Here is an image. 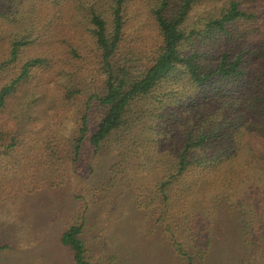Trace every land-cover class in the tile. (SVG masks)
Masks as SVG:
<instances>
[{
	"label": "rangeland",
	"instance_id": "1",
	"mask_svg": "<svg viewBox=\"0 0 264 264\" xmlns=\"http://www.w3.org/2000/svg\"><path fill=\"white\" fill-rule=\"evenodd\" d=\"M218 1L201 0L197 7L212 10ZM132 11L122 56L146 60L157 42L155 23L145 6ZM84 13L79 0H0V63L13 38H33L0 69V88L27 59L45 58L0 108V264H74L59 237L82 220L81 237L95 264H186L176 244L192 264H264V220L257 218L264 214V174L242 168L239 179L233 173L227 181L218 166L210 185L196 184L199 170L193 169L188 181L166 190L167 201L160 194L186 109L201 102L216 108L232 93L264 85V75L257 76L264 64V16L230 25L231 38L218 34L185 50L213 62L243 29L247 69L256 70L202 86L169 77L140 99L143 123L112 134L95 151L85 141L74 160L70 144L79 117L90 94L102 91Z\"/></svg>",
	"mask_w": 264,
	"mask_h": 264
},
{
	"label": "trees",
	"instance_id": "2",
	"mask_svg": "<svg viewBox=\"0 0 264 264\" xmlns=\"http://www.w3.org/2000/svg\"><path fill=\"white\" fill-rule=\"evenodd\" d=\"M199 1L142 0L135 3L133 0H79L84 5L85 28L94 45L98 62L96 74H99L102 91L90 94L79 117L70 144L74 160L79 158L85 141L95 151L112 134L126 132L143 123L140 99L152 93L169 77L182 75L193 86H202L226 78L235 80L246 77L257 69H247L250 55L244 45L246 30L243 29L235 31L238 41L233 40L232 44L227 45L213 62H204L199 50H185L197 41L218 34L231 38L233 32L230 25L246 24L264 16V0H219L208 11L201 10L202 5L197 7ZM140 5L146 7L157 32V42L151 54L145 57L146 60L126 54L122 56L129 36L127 23L134 16L133 7ZM32 40L26 33L13 38L0 69L14 63L20 48ZM262 42L264 51V40ZM44 61V57L36 56L21 65L17 76L0 88V108L16 85L29 76L35 65ZM257 72V76L264 75V64ZM262 84L259 88L230 94L228 100H223L216 108L201 102L197 107L192 105L186 109L181 143L173 153L172 165L160 185V194L166 201L169 199L166 190H170L171 185L180 179L188 181L185 178L191 176L193 169L199 170L198 174H193L196 184L212 183L208 178L213 173L212 169L218 166L223 169L227 181L233 173L239 179V175L243 174V170L240 171L242 168H252V173L259 171L264 174ZM72 92L67 94L68 97ZM216 95L223 99L219 93ZM94 108L98 110L95 119H92L90 112ZM3 136L0 130V140ZM257 218L261 223L264 214L260 213ZM83 225L82 220L68 226L60 234L59 242L68 248L74 264H95L89 259L81 237ZM176 250L185 258L186 264H192V256L183 250L181 244H176ZM204 250H207L206 247Z\"/></svg>",
	"mask_w": 264,
	"mask_h": 264
}]
</instances>
